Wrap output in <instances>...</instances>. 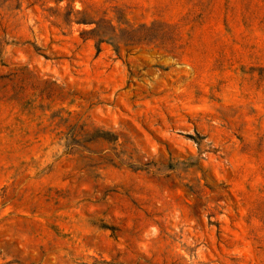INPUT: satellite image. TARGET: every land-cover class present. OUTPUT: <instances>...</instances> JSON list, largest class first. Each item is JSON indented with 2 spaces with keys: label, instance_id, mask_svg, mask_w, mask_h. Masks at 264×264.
<instances>
[{
  "label": "rangeland",
  "instance_id": "374dc122",
  "mask_svg": "<svg viewBox=\"0 0 264 264\" xmlns=\"http://www.w3.org/2000/svg\"><path fill=\"white\" fill-rule=\"evenodd\" d=\"M0 264H264V0H0Z\"/></svg>",
  "mask_w": 264,
  "mask_h": 264
}]
</instances>
